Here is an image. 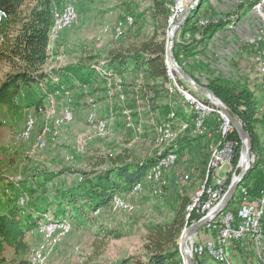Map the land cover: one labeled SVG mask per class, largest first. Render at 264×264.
<instances>
[{
  "label": "rangeland",
  "instance_id": "obj_1",
  "mask_svg": "<svg viewBox=\"0 0 264 264\" xmlns=\"http://www.w3.org/2000/svg\"><path fill=\"white\" fill-rule=\"evenodd\" d=\"M214 1L216 0H208L204 4V7H207L210 2L212 3ZM88 2L89 5L95 4V6H87ZM151 2L152 0H80V6L82 5L83 9L89 14L85 16L79 12L77 7L80 15V23L78 26L62 33L60 38L53 44L50 50L53 57L51 61L52 65L65 66L76 64L81 59L86 58L94 59L92 60L93 62H104L108 60L112 51L139 46L154 32V23L146 15V9L151 5ZM218 2L220 5L216 4ZM218 2L212 3L209 9L210 11L206 10L208 14L214 15L216 12L218 14L220 13L219 11H224L222 6L225 2ZM221 14L224 16L230 15L227 12ZM129 16L134 17L136 21L135 25H128L123 36L120 39H116L113 32L114 27ZM107 26L110 27L108 31L105 29ZM187 37L189 38L190 34ZM254 37L248 40H258L259 37L263 38V26ZM257 44L264 43L260 40ZM182 59H185V53L183 52ZM166 64L167 67L168 65L171 66L168 55ZM7 70V65L0 61V79ZM137 77L136 73L132 74L128 82L136 84ZM126 85V82L122 80V88L120 91H115L114 96H109V90L106 87L100 89L93 96L97 103V108L94 110L86 102V99L80 100L79 96L83 92L71 94L69 96L70 102L68 103L64 101L66 99L65 95H58L56 97L59 103L57 119L59 118L61 122L58 125L55 124V121L46 122L43 115L37 116L36 114L38 122L34 129V138L28 142H18L16 137L18 133L23 131L27 124L28 116L34 114L35 109H25L14 114L10 113L7 108L2 109V115L6 124L0 129V177L3 176L8 181L10 179L9 177L15 178L21 173L23 178L21 183L24 180H28L26 185L29 188L35 185L33 178L36 174L42 175L43 172L49 170L63 173L61 177L56 179L46 189L36 184L34 188L39 190V197H53L62 189L77 186L81 182L82 172H89L96 169L97 167L94 164L101 157L129 154L133 159L147 161L157 157L161 159L172 150L179 156L176 166L163 174L162 181H148L146 179L147 181H144V189L139 195H130V199L126 198L136 208L133 214L116 212L110 206L94 216L96 217L95 223L85 222L82 225L75 224L73 233L68 236H72L70 238V246H67L68 252L70 251L68 258L60 260L57 263L49 261L48 264H119L121 261L131 258H134L132 261L135 262L145 252L146 227L154 223H169L179 209L181 199L186 196L192 201L186 211V218L189 219V208L194 203L198 193L202 191L205 183L207 182L208 184L210 168H213L215 164L214 137H211L212 141L210 143L209 140L202 139L199 142L200 149L192 148L191 145L186 147L182 146L181 148V138L186 135V130L183 132H179L178 130L176 134L174 132L173 125L179 126L181 121L177 118L178 116L174 111V107H178V104L175 103L176 96L169 94V81H167L166 89L170 95L169 98L173 100L171 110L163 104L164 100L161 101L165 96L163 97L161 95L163 98H156L154 102H148L145 99L146 92L144 86L142 88L131 87L128 89ZM89 91L91 89L86 88L84 93L87 94ZM157 105L160 108L154 110V107ZM66 107H69L73 113L72 119L70 120H62L61 113ZM260 107L262 109V104ZM172 114L175 116H172ZM92 116L93 118H91ZM110 117L114 119L111 124L105 130H100L97 126L98 122ZM90 118L94 119L95 122L91 123ZM158 121H162V125L154 132L152 130L158 125ZM46 125H49L53 132L57 133L56 136H49L47 149L38 151L33 156H29L36 137ZM168 125H171L172 136L170 139L164 140V142L162 141L163 130L167 129ZM188 131H195V128L189 129ZM200 132L202 131H198V133ZM154 133L156 136H154ZM181 133L183 135H180ZM82 134H86L87 139L83 146H78L79 137ZM261 139L264 146V134L261 136ZM190 142L192 144V141ZM173 145H177L179 150ZM212 145L214 146L213 151L211 150ZM198 152L202 154L199 159L200 168L203 167V174L201 176L197 174L195 176L192 173V169H194L192 164L195 162L191 158H197ZM254 156L255 160L251 161L250 166L256 162V155ZM204 166L207 169L206 180L204 179ZM237 167V174L239 175L241 171L239 162L237 164L235 162L234 171ZM259 170L260 177L264 179V162ZM169 172L173 173L172 175H174L175 179H171L168 175ZM179 172H182V178L183 176H188V179L179 177ZM233 180L231 173L226 181L227 191ZM253 182L251 180L252 185ZM7 185H10L11 188L10 191L6 192V190H9ZM21 190L30 197L29 191L23 185L18 187L13 180H9L8 184L3 185V190L0 192V199L3 198L2 196L4 194H7L16 197L18 203ZM33 201L30 197V207L26 209H31V202ZM197 222H193L192 224ZM100 226L116 230L122 235L121 238L105 239L100 232ZM211 236L212 234L209 233L208 229L204 228L193 239L195 242L202 243V240H208ZM27 237L31 245V252L28 256L22 255L20 258L25 257L30 261L38 247H35L34 243L39 241L43 243L44 239L36 229ZM247 243V250L243 253V258L252 263L255 257L252 248L253 243L249 240ZM181 256L182 261L180 263H183V261L186 262V258L182 253ZM4 257L7 261L6 264H10L14 257L13 251L7 249ZM193 260L196 264H212L210 258L207 256L203 260H199L198 256L194 255ZM222 264L233 263L228 256L225 261H222Z\"/></svg>",
  "mask_w": 264,
  "mask_h": 264
},
{
  "label": "trees",
  "instance_id": "obj_2",
  "mask_svg": "<svg viewBox=\"0 0 264 264\" xmlns=\"http://www.w3.org/2000/svg\"><path fill=\"white\" fill-rule=\"evenodd\" d=\"M207 1L202 0L176 34L174 54L180 65L198 83L210 89L232 115L242 122L249 133L252 141L251 152L252 155H256V162L251 166L241 185L246 186L252 196L259 198L264 189V179L260 177L259 170L264 162V146L257 130L259 126H264V114L256 94L244 85L231 83L220 77L203 82L187 65H184L183 59L180 58L182 52L185 53L186 58L189 45H183L178 41L179 34L192 30L207 34L208 31L222 25L224 18L216 22L219 17L215 15L213 18L210 17L212 23L206 28L200 29L195 24L190 28V24L199 19L198 15ZM170 2L171 0H152L151 5L146 9V15L154 23V32L139 46L112 51L108 60L104 62H93L94 59L86 58L76 64L59 66L47 71L45 66L50 58L49 34L53 25L52 0H0V61L8 67L0 79V129L6 124L2 115L3 108H7L12 114L32 108L35 109L37 116H42L38 113L39 107L44 106L48 96L58 89H63L62 96L65 93L71 95L75 92H83L79 98L85 100L88 96L96 95L115 75L123 76L130 72L145 74L149 81L145 87L147 86L155 95L153 101L156 98H163L167 90L166 60L170 32L167 22ZM203 17L207 18L205 15ZM135 23L134 19V25ZM54 76L59 78V84L53 83ZM126 86L128 89L135 87L132 84ZM86 88L91 89L87 94L84 93ZM161 125L162 121H158L155 129L157 130ZM231 139L240 143L237 164L242 141L236 131L232 133ZM157 159L158 157L140 161L133 159L129 154L101 157L94 164L96 169L82 172L81 182L77 186L59 189V193L49 198L39 197V190L34 187L37 184L41 188H48L62 176V172L49 170L42 175L36 174L33 178L35 185L29 188L26 185L28 180H24L22 185L34 200L31 202V209L19 206L17 198L11 195L4 194L5 197L0 199V264L7 263L4 257L7 249H11L14 254L10 264H30L28 258H20V256L30 254L31 245L27 236L37 228L46 214H50L52 220L67 219L74 227L75 224L82 225L85 222L95 223L94 216L110 207L114 196L128 193L137 183L144 181L146 173L156 165ZM250 180L254 181L252 189L249 187ZM2 181H4L3 176L0 177V182ZM8 182L9 180L7 184ZM9 186L7 185L9 190L6 192L10 191L11 186ZM238 193H240L239 189L226 210L233 211L236 216L241 207ZM191 203L189 197H183L179 209L169 223L148 225L143 255L135 262L132 261L134 258H131L119 264L174 262L179 264L182 261L180 240L183 231L203 216L194 210L190 213L189 219L186 218V211ZM99 229L105 239H119L122 236L114 229L103 226Z\"/></svg>",
  "mask_w": 264,
  "mask_h": 264
},
{
  "label": "built area",
  "instance_id": "obj_3",
  "mask_svg": "<svg viewBox=\"0 0 264 264\" xmlns=\"http://www.w3.org/2000/svg\"><path fill=\"white\" fill-rule=\"evenodd\" d=\"M248 1L251 5L253 14L260 21L261 27L264 26V0ZM195 2L196 0H171L168 4L169 17L167 23L169 28H172ZM52 15L53 25L49 34V53L53 44L60 38L62 33L78 26L80 23V15L74 0H52ZM211 23L212 20L206 17H201L196 20V26L200 29L206 28ZM128 25H134V18L131 16L119 22L114 27L113 32L116 39H120L123 36ZM105 29L108 31L110 27L107 26ZM249 45L254 48L255 63L262 77L263 97L261 103L262 114H264V44ZM180 58L182 59V53ZM54 68L56 67L45 66L47 71H51ZM52 80L53 83H60L59 78L56 76H54ZM174 80L176 103L184 104L190 110V115L195 116L197 119V130L188 131L183 128V126L173 125L174 132L178 133V130H186V135L198 137V131H209L211 136L214 137L215 164L213 168H210L208 187L205 188L202 198L195 203V206H199V214L203 215L202 218H204L217 208L226 194L227 177L232 173L233 180L238 175V167L234 171V164L237 159L240 143L231 139V135L235 129L224 113L207 97L200 99L194 93L195 90L186 84L176 69L174 71ZM121 83L122 80L119 75H115L108 81L105 87L109 90V96H114L115 91L121 90ZM62 90L63 89L60 88L54 94L49 95L44 106L39 107L38 113L44 116L46 122L55 121L56 125L61 122L59 118L57 119L59 103L56 97L58 95H63V92H61ZM65 96L66 99L64 101L66 103L70 102V94L65 93ZM86 100L93 110L97 108V103L93 96H88ZM72 115L73 113L69 107H66L61 113L62 120H70L72 119ZM91 118H93V116ZM91 118L90 122L94 123V119ZM113 120V117L104 119L99 121L97 126L100 130H105ZM212 121L214 126L212 130H210ZM37 122L38 118L36 114H30L27 118L25 128L18 133L16 140L18 142H28L32 140L34 138V129ZM56 134L57 133L53 132L49 125L44 126L42 132L36 137L29 156H33L38 151L47 149L49 136H56ZM79 138L78 146H83L87 139V135L82 134ZM173 146L178 147L177 145ZM79 149L81 148L79 147ZM178 159L179 156H174L170 160H162L160 162H164L165 166H168V170H172L176 166ZM252 160H255L254 155L252 156ZM239 165H241L240 161ZM185 178L188 179V176H185L184 179ZM22 180L21 173L13 178L15 185L18 187L22 185ZM144 181L146 182V177ZM144 181L137 183L130 190L129 194L134 196L139 195L144 189ZM239 200L241 201V207L238 211V216H236L233 211H225L220 215V223L211 222L206 227L209 233L212 234L207 241L200 243L195 242L194 239L190 240L189 246L192 256L197 255L199 260H203L204 257L207 256L213 264H222L220 254L221 239H228L230 245L233 242L249 240L258 250V264H264V189L261 196L257 200L252 201L249 189L245 186V191L243 194H240ZM18 205L24 208L30 207V197L27 193L22 192V190L18 197ZM111 206L114 211L120 213L133 214L136 211V208L120 194L114 196ZM36 231L42 235L44 241L35 250L30 264H48L50 256L55 252L59 243L73 233L74 226L67 219L52 220L50 214H46L38 223Z\"/></svg>",
  "mask_w": 264,
  "mask_h": 264
},
{
  "label": "crops",
  "instance_id": "obj_4",
  "mask_svg": "<svg viewBox=\"0 0 264 264\" xmlns=\"http://www.w3.org/2000/svg\"><path fill=\"white\" fill-rule=\"evenodd\" d=\"M79 12L83 13L85 16L89 13L86 12L82 5L80 6V0H74ZM225 2L222 6L224 11H219L220 13L211 15L208 14L207 11H210V6L212 3L216 2ZM214 2H210L207 7L202 8L201 12L198 15V18L203 17L204 15L207 18L214 17L217 15L215 21L217 22L218 19L224 18L222 25L220 27L214 28L211 31H208L207 34H202L201 32H194L193 30L188 33H183L182 35L179 34V42L183 45H189L187 48L186 58L183 60L184 63L188 66V68L203 82L208 81V79H214L217 77L224 78L231 83L241 84L248 87L251 91H253L258 100L259 105H261V99L263 97V90H262V77L259 73L258 67L255 63V51L254 48L248 44V39L251 37L256 36L260 29L261 24L260 21L255 17L252 12L250 3L248 0H216ZM207 3V2H206ZM218 5V3H216ZM92 5V4H90ZM89 2L87 6H90ZM95 6V4H93ZM92 5V6H93ZM113 6V5H112ZM111 8V7H110ZM207 10V11H206ZM223 12L230 13L228 17L224 16ZM226 14V13H225ZM197 20V19H196ZM196 20L190 24V28H193L194 24L196 25ZM190 34L188 38L187 35ZM52 55L50 54V58L47 63V67H57L61 65L55 66L52 65ZM134 74L133 72L126 73L121 77V80H124L127 85L132 84L135 85L137 88H142L144 86V90L146 92V101L154 102L152 99L154 94L150 92L145 85L149 82L144 73H136L137 80L135 83H130L131 75ZM167 88V87H166ZM166 90L165 98L163 104L171 110V104L173 100L169 98V94ZM130 95V94H128ZM82 102V101H79ZM63 104V103H62ZM160 107L157 105L155 106L154 110H158ZM174 111L176 112L178 119L181 122H190L192 121L193 116L190 115V110L182 103H178V107H174ZM184 119V120H183ZM213 121L210 124V130L213 128ZM156 132L157 130L154 128L152 130ZM257 132L263 136L264 134V126H259ZM180 135H183L182 133ZM154 136L156 134L154 133ZM211 134L209 131H202L198 133V137H192L190 135L182 136L181 138V148L182 146H192V148L200 149V143L202 139H207L212 141ZM192 141V144L191 142ZM190 144H189V143ZM215 146V145H214ZM213 145L211 146V150L213 151ZM183 147V148H184ZM187 149V148H185ZM177 150L178 147H177ZM197 158H191V160L195 163L192 164L194 169H192V173L197 176L203 174V167L200 168L199 159L202 154L199 152L197 153ZM204 179L206 180V167L204 166ZM172 172H169L168 175L171 179H175ZM182 172H179V177L181 176ZM197 174V175H196ZM193 175V176H194ZM192 176V175H191ZM8 180H13V177H9ZM184 178V176H183ZM182 178V179H183ZM3 183V184H2ZM7 184V179L4 178V181L0 182V192L3 190V185ZM251 180L249 181V187L252 189ZM3 195V194H2ZM125 198H131L129 192L120 194ZM251 195V200L255 201L258 198L256 196ZM1 196V194H0ZM3 198L5 195L2 196ZM173 219V218H172ZM31 233V232H30ZM28 234V236L30 235ZM70 237L63 239L58 247L56 248L55 252L50 256L49 261L53 263H57L60 260H65L68 258L70 251L68 252L67 246H70ZM28 240V237H27ZM207 239L202 240L201 242H205ZM248 240H243L239 242H233L228 247V256L230 261L233 264H258V250L253 245L254 250V259L252 263L250 261L245 260L243 257V253L247 250V243ZM29 242V240H28ZM39 242L34 243L35 247L39 246ZM30 244V242H29ZM67 249V250H66ZM11 250V249H9ZM213 264V263H212Z\"/></svg>",
  "mask_w": 264,
  "mask_h": 264
},
{
  "label": "water",
  "instance_id": "obj_5",
  "mask_svg": "<svg viewBox=\"0 0 264 264\" xmlns=\"http://www.w3.org/2000/svg\"><path fill=\"white\" fill-rule=\"evenodd\" d=\"M202 0H196V2L181 16V18L176 22V24L170 29L169 32V44H168V58L173 67L180 74L182 79L192 87L195 91L194 93L200 98L203 99L207 97L216 107H218L224 115L230 120L233 125L235 131L242 141V151H241V171L237 178L233 180L231 186L228 191L224 195L222 201L217 206L215 210L209 213L206 217L202 218L197 223L192 224L189 228L183 231L180 240V250L182 255L186 258L187 264H196L193 260V256L190 250L189 242L198 234L200 230L208 226L212 221L216 220L221 214H223L231 201L234 199L235 195L238 192L240 185L246 178L248 171L251 166L250 163L252 161V141L250 139L249 133L244 128L242 122L232 115L229 109L223 104V102L218 99L214 93L208 89L205 85L200 84L197 80L190 75V73L178 62L175 54H174V44H175V36L177 32L183 27L186 23L190 15L193 11L201 4Z\"/></svg>",
  "mask_w": 264,
  "mask_h": 264
},
{
  "label": "bare ground",
  "instance_id": "obj_6",
  "mask_svg": "<svg viewBox=\"0 0 264 264\" xmlns=\"http://www.w3.org/2000/svg\"><path fill=\"white\" fill-rule=\"evenodd\" d=\"M260 40H262L263 43H264V26H263V38H260L259 37L258 40L251 39L250 41L249 40L248 41H249V44H257V42L260 41ZM168 60H169V58H168ZM169 63H170V61H169ZM170 65L173 67V65L171 63H170ZM171 66L168 65V71H167V76L166 77H167V81H169V83H170V85L168 86L169 87V94L171 96H176L175 80H174V71H175L174 69L175 68L173 67L174 68L173 69ZM172 116H175V115L172 114ZM179 126H183V128H185L186 130H189V129H192V128H195V130H197V119L194 116L193 119H192V121H191V123L190 122H181V124H179ZM183 131H185V130H179V132H183ZM171 136H172L171 125H168L167 126V129L163 130V138H162V141L167 140V139H170ZM174 156H177V154H176L175 151L172 150L169 153H167L165 156H163L161 159H158L156 165L151 170H149L147 172L146 179H148V181L149 180H154V181L161 180L162 181L163 180V174L168 170V166H165V163L164 162H160V161H162V160H170ZM207 187H208V184L206 182L205 185L202 188V191L198 193V196L194 200V203L189 208L188 217H189V214L192 211H194V210H196L197 213L199 214V206H195V203L199 199L202 198V196L204 194V190ZM244 191H245V186H241L240 187V193H239V195L240 194H243ZM212 223H220V216L216 220L212 221ZM229 245H230V243L228 242V239H221V243H220L221 261H225L228 258V247H229ZM180 264H186V262L183 261V263H180Z\"/></svg>",
  "mask_w": 264,
  "mask_h": 264
}]
</instances>
